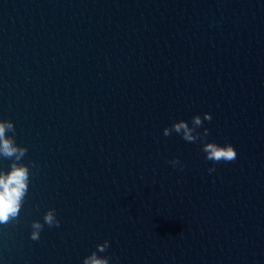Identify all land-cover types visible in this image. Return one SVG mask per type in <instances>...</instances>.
Here are the masks:
<instances>
[{
    "label": "water",
    "instance_id": "1",
    "mask_svg": "<svg viewBox=\"0 0 264 264\" xmlns=\"http://www.w3.org/2000/svg\"><path fill=\"white\" fill-rule=\"evenodd\" d=\"M263 18L264 0H0V123L26 149L0 151V176L28 169L0 264H83L105 241L109 264H233ZM205 143L237 157L206 160Z\"/></svg>",
    "mask_w": 264,
    "mask_h": 264
},
{
    "label": "clouds",
    "instance_id": "2",
    "mask_svg": "<svg viewBox=\"0 0 264 264\" xmlns=\"http://www.w3.org/2000/svg\"><path fill=\"white\" fill-rule=\"evenodd\" d=\"M212 117L210 114L204 115V120L211 121ZM194 124L200 126L202 121L199 116L194 117ZM174 130L179 133L181 129L184 130L183 139L189 142H194V137L191 135V130L183 122L174 124ZM14 131L13 124L11 122L0 123V151L5 156L11 157L14 154L17 155V159L25 155L26 149H17L13 146V142L10 139H5V131ZM164 135L168 136L169 132L167 129L164 130ZM205 138L208 136V130L205 129ZM203 151L206 153L205 159L212 161L213 163L220 162H232L236 159L237 153L233 146L230 144L225 146H219L216 143H205ZM173 167L179 164L178 159L169 161ZM209 173L215 171L214 168H210ZM28 179V169L25 167L17 168L13 165V170L9 175L0 176V225L7 224L10 218H16L20 212V202L25 195L27 190L26 181ZM44 224L51 227H59L60 222L56 219L55 210H49L43 217ZM43 224L39 222H33L31 227L35 231L31 232L30 238L33 241H37L40 238V232L43 230ZM109 247V242L105 241L103 244L97 245V251L93 252L90 256L83 260V264H109V258H99L97 252L103 253Z\"/></svg>",
    "mask_w": 264,
    "mask_h": 264
}]
</instances>
